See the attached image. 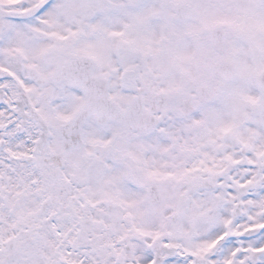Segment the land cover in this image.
Wrapping results in <instances>:
<instances>
[{
	"label": "snow or ice",
	"instance_id": "obj_1",
	"mask_svg": "<svg viewBox=\"0 0 264 264\" xmlns=\"http://www.w3.org/2000/svg\"><path fill=\"white\" fill-rule=\"evenodd\" d=\"M0 264H264V0H0Z\"/></svg>",
	"mask_w": 264,
	"mask_h": 264
}]
</instances>
